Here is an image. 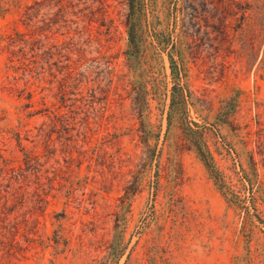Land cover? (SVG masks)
<instances>
[{"label":"rangeland","instance_id":"obj_1","mask_svg":"<svg viewBox=\"0 0 264 264\" xmlns=\"http://www.w3.org/2000/svg\"><path fill=\"white\" fill-rule=\"evenodd\" d=\"M35 1L0 0V150L16 166L23 147L37 152L58 177L36 231L22 223L0 264H264V203L239 188V137L229 124L214 127L238 92L233 123L255 131L264 120V80L236 65L243 36L229 56L200 35L176 50L153 41L130 59L127 0H100L88 79L74 89L62 85L68 62L49 48L69 35L55 23L57 7L44 5L38 17L48 38L31 37L24 52L9 45L17 31H32L24 13ZM194 121L212 128L207 143L249 214L228 201L187 140L184 124ZM117 237L124 251L115 263Z\"/></svg>","mask_w":264,"mask_h":264},{"label":"trees","instance_id":"obj_2","mask_svg":"<svg viewBox=\"0 0 264 264\" xmlns=\"http://www.w3.org/2000/svg\"><path fill=\"white\" fill-rule=\"evenodd\" d=\"M98 2L100 0H36L24 13L27 24L33 27L32 31H17L9 37V45L20 46V52H24L31 43V37L48 38L49 36H44V29L36 26L38 17L44 5L48 4L51 9L57 7L58 20L55 23H59L60 28L69 35L60 47L53 45L49 48H56L57 52L53 54L57 53L62 63L68 62L61 71L63 87L70 83L72 88L79 89L88 79L86 64L89 62V47L97 40L93 34L92 23L93 17L98 14ZM127 5V53L130 59L137 58L148 45L155 46L153 41L163 50H167L169 46L176 50L182 43L184 47L191 46L194 38H200V35L210 42L217 43V50H226V55L229 56L236 53L232 50V42L239 34L243 36V46L236 53V65L247 72L255 71L264 80V0H127ZM174 50L169 52V57L174 73L178 74ZM12 53L15 55L16 52ZM178 55L181 60L182 54ZM81 67L84 69L79 70ZM41 73L37 71L38 75ZM174 88H180V83L176 82ZM175 98L174 96V103ZM186 102L184 97V103ZM238 105L239 92L220 107L219 124L214 127L218 129L220 125L229 124L239 137L240 149L236 150L241 166L237 172V180L242 186L239 188L250 192L253 200L260 199L264 203V175L260 173V168H264V120L257 121L255 131L248 128L243 130L241 126H236L233 120ZM209 129L212 130L195 121L184 124L187 140L197 151L224 196L228 201L248 209L249 214L250 208L245 205L240 190L236 189L238 186L234 185L230 177L217 165L215 155L207 143ZM19 144L22 145L21 139ZM22 150L25 151L24 164L17 166L10 164L0 150V262L12 254L8 246L16 242L22 223H25L29 230L36 231L39 222L37 213L44 212L47 208V197L55 189L54 182L58 177L57 169L53 172L43 171L45 162L37 152L25 150L24 147ZM44 173L52 174L45 177L47 182L43 181ZM253 205L255 213L260 212L258 204ZM13 213H16V216L12 217ZM262 222L264 223V220ZM110 247L111 259L117 263L124 251L118 237Z\"/></svg>","mask_w":264,"mask_h":264}]
</instances>
